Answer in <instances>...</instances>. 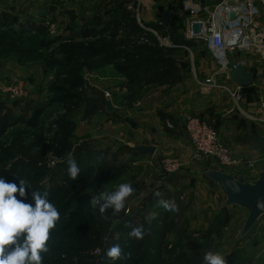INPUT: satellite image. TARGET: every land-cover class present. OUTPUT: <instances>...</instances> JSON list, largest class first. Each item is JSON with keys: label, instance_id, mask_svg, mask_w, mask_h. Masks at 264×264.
Instances as JSON below:
<instances>
[{"label": "rangeland", "instance_id": "1", "mask_svg": "<svg viewBox=\"0 0 264 264\" xmlns=\"http://www.w3.org/2000/svg\"><path fill=\"white\" fill-rule=\"evenodd\" d=\"M24 1L21 8L15 1L5 10L0 7V45L8 42L7 48L0 47V118L9 117L7 127L0 123V264H153L152 260L162 264H264V216L239 240L245 210L235 206L221 210L222 204L206 210V194L216 193L224 199L199 173L225 170L212 165L210 159H192L186 164L180 159L182 168L171 178L161 164L180 157L173 151L160 157V177L153 179L151 165H132V151L122 145L91 146L83 136L87 122L80 124L94 105L96 90L83 80L72 86V77L68 82L63 73L43 65L50 51H56L54 56L59 58L58 50L70 45L65 39L86 28L143 37L132 52L139 50L147 44L144 35L151 33L134 28L127 6L135 5V0H39L35 5ZM156 3L155 16L165 11L171 17L167 26L155 31L171 45L168 48L176 49L160 51L155 40L151 61L171 55L174 63L178 57L187 64L189 76L196 61L213 70L204 44L186 39L179 26V19L185 18L182 0ZM139 15H145L142 6ZM27 20L44 24V37L53 42L50 51L34 52L41 36L27 27ZM249 56L232 54L231 63ZM71 65V74L82 73L73 67L83 68V64L71 61ZM181 82L179 76L171 77L158 86H140L135 91L138 100H154ZM223 100L237 112L226 95ZM36 110L42 113L35 129L13 123ZM126 151L130 154L124 163L115 159ZM120 164L127 170L118 174L114 168ZM162 181L167 185H160ZM201 184L204 189L199 193L195 189ZM16 201L21 203L18 210L13 206ZM36 242L45 243L47 255L32 251Z\"/></svg>", "mask_w": 264, "mask_h": 264}, {"label": "crops", "instance_id": "2", "mask_svg": "<svg viewBox=\"0 0 264 264\" xmlns=\"http://www.w3.org/2000/svg\"><path fill=\"white\" fill-rule=\"evenodd\" d=\"M13 1L19 8L25 6L26 3L24 0H10V2L0 0V7L5 10L6 5H11ZM29 1L34 5L39 3V0ZM50 10L54 9L50 8ZM163 12L165 11H161V14ZM120 34L118 32L110 34L105 31L100 36L85 37L79 32L67 37V42L71 40V46L67 51L70 56L72 55L71 61L84 65L83 68L78 67L82 72L79 73L81 81L83 80V83L91 87L93 91L96 90L94 93L97 95L92 108H86L88 121L85 119L87 117L81 119L83 124L81 123L80 127L87 122L83 134L85 141L90 142L91 146L97 144L101 148L114 143L131 151L136 146L153 147L155 152L152 157L132 152L135 162L132 161L131 164H140L139 167L143 168L148 163L151 165V177L156 179L155 177L160 175V170H158L160 157H166L169 153L177 151L180 155L178 159L185 164L194 159L183 128L184 118L191 115L217 127L218 135L225 146L232 156L241 162L234 174L236 178L239 179L244 174L247 179H254L258 171L264 170V108L260 107L261 102L264 103V63L255 62L254 66L249 57L245 66L242 67L246 72L253 73L257 69H260V72L254 75L250 86L242 88L240 112L230 110L229 102L223 100L225 95L221 94V90L203 91L199 86L198 83L208 78L214 69L196 61L194 69L191 70L192 76H189L187 66L182 69L180 66L182 60L177 56V58L174 57L176 60L172 65L165 63L163 68L159 69L163 71L159 77L156 76L153 81L148 78L142 81L140 86H158L171 77L178 76L182 80L181 84L175 85L167 93L159 94L154 100L146 98L138 100L137 95L132 101L123 100V97L127 95L128 86L132 87V91L138 87L135 82L132 83L133 78L128 77L129 69L123 67V61L132 54V45L138 44L136 41H141L143 37L139 38L134 34ZM144 38H146L144 39L146 43L150 44L148 37L144 35ZM97 41H104L111 46H106L102 50L93 48ZM91 44L92 48H89ZM172 49L176 48H165L164 51H172ZM96 63L99 65L94 66ZM2 65L5 66V63ZM174 65H178L179 68L175 69ZM89 69L92 71H88ZM219 79L223 82L227 81L223 76L215 78L217 81ZM105 91L111 93V100L104 98ZM107 100L112 104V110L109 113L105 112ZM128 154H130L128 151L123 152L115 159L124 163ZM107 158L112 157L108 155ZM169 175L171 178L175 176L174 174ZM164 182L162 181L160 185H167ZM196 187L195 190H199L200 193L204 189V184ZM196 193L198 194V191ZM206 202L207 204H204L207 207L206 210H213L222 204L223 200L218 194L212 193L211 195L206 194Z\"/></svg>", "mask_w": 264, "mask_h": 264}, {"label": "built area", "instance_id": "3", "mask_svg": "<svg viewBox=\"0 0 264 264\" xmlns=\"http://www.w3.org/2000/svg\"><path fill=\"white\" fill-rule=\"evenodd\" d=\"M159 0H135V5L129 4L136 25L143 31L151 33L160 47L168 48L171 45L161 40L160 35L150 24H160V18L154 15L153 9ZM139 6L143 7L145 15H139ZM242 7H244L242 9ZM230 12L234 18L230 19ZM181 13L185 18L181 20L182 29L188 40L202 42L214 66L210 76L198 83L203 91L221 90L229 98L237 112L241 111L242 88L231 83L225 75L229 69L244 67L248 59L238 58L234 63L232 54H252L251 61L264 63V0H182ZM159 16V14H158ZM200 25V32L193 36L191 25ZM161 25V24H160ZM228 42L234 45L228 46ZM260 69L253 72L255 75ZM223 76L227 81L220 84L216 77ZM14 96L16 89H11ZM104 98L110 99L108 92ZM260 107L264 108L261 102ZM183 128L188 138L194 159H210L211 164L220 170L231 172L234 175L240 160L234 158L230 150L220 140L217 130L206 121L196 116H187L183 120ZM178 158L166 159L161 169L165 174L180 171L182 164Z\"/></svg>", "mask_w": 264, "mask_h": 264}, {"label": "trees", "instance_id": "4", "mask_svg": "<svg viewBox=\"0 0 264 264\" xmlns=\"http://www.w3.org/2000/svg\"><path fill=\"white\" fill-rule=\"evenodd\" d=\"M160 16H161V12H160L159 16H157L158 19L160 18ZM131 20L133 22L134 28L137 31L142 32L143 30L136 25L134 20L133 19H131ZM150 26L152 28H154L155 30H159L160 28H162V26L160 24H151ZM179 26L182 28L180 19H179ZM27 27L34 29V31L37 32L39 36H41V38H39V41L37 43V48L34 50V52L40 51L42 49L50 51L49 47H50L51 43H53V42H49L48 39H46L44 37V32L46 29L44 24L39 23L36 25L34 23H31V21L27 20ZM29 28H27V29H29ZM105 31H107V30H105L104 28L100 29V30H94V28H89V29L86 28V29H83L81 33L85 37H96V36L103 35ZM109 33L111 34V32H109ZM147 36H148V41L151 42V44H143L142 46H140L139 50H136L134 52H132L133 48L137 47V44L132 45V51H131L132 54L130 56L128 55L123 61V67L129 69L128 77L133 78L132 83L135 82L138 85V87H140V85H141L140 83L142 81H145L148 78L151 79V81H153V78H155L156 76L159 77V75L163 72V71H159V69L163 68L165 63H168V64L171 63V65L173 64L172 59H170L171 55L168 57L163 56L162 60H160V61H155V62L151 61L150 55L154 51L152 49H154V47L157 44H156L155 38L152 35L151 36L147 35ZM150 38H151V40H150ZM67 41H68V39H65L66 43H71L70 39H69V42H67ZM7 43L0 45V47L7 48V45H6ZM8 45H11V43H9ZM70 46L71 45H69L66 49L61 48L58 50V52L61 54V56H59V58H56V56H54V54H56V51L53 52L54 51L53 50V51H50V54H48V59L47 60L44 59L42 61H43V65L46 68L54 69L57 72H61V74L63 73V75H64L63 78L66 79L68 82H71V80H72V86H73V85H77L78 83H80L81 79L79 77V71H78V74H75V72H74V74H71L72 73L71 57L65 56V55H69V53L67 51H69ZM106 46L108 47L111 45L106 44V42H104V41L103 42L97 41V43H95L93 45V48H97V49L102 50V48H106ZM122 46L124 47V45H122ZM88 47L92 48V44L89 45ZM156 47L160 51H164L163 48H160L158 46H156ZM26 50H28V49L19 50V51L24 52ZM120 50H118V51H120ZM27 55H30V52H27ZM141 55H144L145 57L140 58ZM74 70H79V68L77 67V69H76L75 67H73V71ZM141 74L144 75L143 77H145V78L139 79V76ZM71 77H72V79L70 80L69 78H71ZM128 88L129 89L127 91V95H125L123 97V100L129 99L132 101L134 98H136L137 94H136V91H132V87L128 86ZM134 90H135V88H134ZM61 99H63V98H61ZM41 113H42V110H36L32 116H30L26 119H24L23 117H18V118H16V120L13 123L22 124V125L30 128V129H35L36 126L38 125V119H39ZM6 115L7 114H5L4 117L0 118V123L3 124V126H6L7 121L9 120V117ZM0 130H1V127H0ZM2 130H3V127H2ZM132 152L134 154H139L134 149L132 150ZM97 163H99V162H97ZM126 170H127V167L125 164H120L114 168V171L118 174L124 173ZM13 206H14L15 210H18L19 207L21 206V203L19 201H16ZM221 210H223V209H221ZM44 246H45V243L39 242L37 244V242H36L37 248H33L32 251L37 249V250H40L41 252H43L45 254L47 251L44 248ZM20 249H21V251L26 250L29 252L27 247L26 248L20 247ZM17 252H18V250L16 252H13L12 255L15 256ZM47 254H48V252L46 253V255ZM13 256H12V258H13ZM155 258H157V256H155ZM152 263L153 264H160V263L162 264V262L157 261V260H152ZM6 264H8V263H6Z\"/></svg>", "mask_w": 264, "mask_h": 264}, {"label": "water", "instance_id": "5", "mask_svg": "<svg viewBox=\"0 0 264 264\" xmlns=\"http://www.w3.org/2000/svg\"><path fill=\"white\" fill-rule=\"evenodd\" d=\"M233 18L234 13L230 12V19ZM159 20L161 26H167L170 21V14L163 12ZM200 28L199 24L193 23L191 25L193 36L199 34ZM232 45H234L233 42H228V46ZM180 66L185 69L187 64L180 63ZM225 75L231 83L241 88L250 86L254 78L252 72H246L241 67L229 69L225 72ZM111 110L112 104L107 100L105 102V112L109 113ZM134 149L141 155L152 156L155 152V149L151 146H136ZM199 174L204 176L222 195L224 200L220 209L235 206L246 211L247 216L238 238L240 240L245 237L259 218L264 216V170L258 171L256 177L250 180L244 174L238 179L229 171L222 172L214 169L201 171Z\"/></svg>", "mask_w": 264, "mask_h": 264}]
</instances>
